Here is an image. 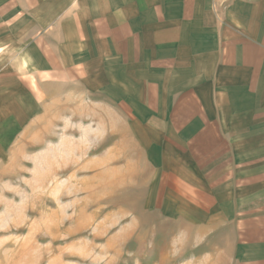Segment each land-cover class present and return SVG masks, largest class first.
Segmentation results:
<instances>
[{
	"label": "crops",
	"instance_id": "0c3cea01",
	"mask_svg": "<svg viewBox=\"0 0 264 264\" xmlns=\"http://www.w3.org/2000/svg\"><path fill=\"white\" fill-rule=\"evenodd\" d=\"M18 40L0 113L61 83L85 108L117 106L163 216L194 217L178 232L197 249L221 234L211 264H264V0H0V47Z\"/></svg>",
	"mask_w": 264,
	"mask_h": 264
},
{
	"label": "rangeland",
	"instance_id": "374dc122",
	"mask_svg": "<svg viewBox=\"0 0 264 264\" xmlns=\"http://www.w3.org/2000/svg\"><path fill=\"white\" fill-rule=\"evenodd\" d=\"M16 44L0 47V76L20 65ZM66 87L44 88L43 103L29 94L26 105L3 103L11 135L0 142V264H211L221 234L197 249L195 232H178L194 229V217L163 216L133 122L115 105L85 108Z\"/></svg>",
	"mask_w": 264,
	"mask_h": 264
}]
</instances>
